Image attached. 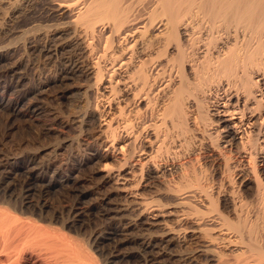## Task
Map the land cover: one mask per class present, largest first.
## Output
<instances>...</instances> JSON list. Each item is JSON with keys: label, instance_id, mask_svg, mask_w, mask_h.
<instances>
[{"label": "bare ground", "instance_id": "1", "mask_svg": "<svg viewBox=\"0 0 264 264\" xmlns=\"http://www.w3.org/2000/svg\"><path fill=\"white\" fill-rule=\"evenodd\" d=\"M29 1H0V15L24 13ZM134 1L48 0L53 24L23 33L21 62L9 71L24 66L40 97L50 87L80 85L78 112L54 119L65 129L75 126L80 135L58 144L52 157L67 151L69 160L90 166L95 189L106 192L100 203L109 207L115 196L127 204L104 210L106 215L130 220L126 231L137 228L149 234L120 240L118 246L136 244L147 259L158 246L186 247L204 234L209 240L198 258L218 264L221 256L235 255L241 248L223 232L222 221L240 236L246 230L257 232L255 223L229 220L228 208L237 204L235 192L210 194L207 187L264 188V0ZM2 25L0 37L11 32ZM7 59L9 54L1 52L0 61ZM14 83L21 86L23 79ZM2 89L8 91L6 85ZM23 102L0 95V106L7 103L14 111ZM28 108L40 111L32 104ZM198 122L207 148L214 152L209 157L192 138ZM170 126L188 137V148L198 152L197 160L209 173L189 178L183 172L191 160L179 161L176 144L173 150L168 146ZM37 158L31 160V176L40 172L46 180L51 174V185L78 182L55 160L40 166ZM192 188L200 190L219 220L201 224L180 215L194 199ZM14 191L0 188V264H116L121 257L97 254L92 235L86 240L90 249L69 239L61 231L74 222L43 216L45 203H33ZM219 241L222 251L215 245ZM249 245L256 261L264 264V242Z\"/></svg>", "mask_w": 264, "mask_h": 264}, {"label": "rangeland", "instance_id": "2", "mask_svg": "<svg viewBox=\"0 0 264 264\" xmlns=\"http://www.w3.org/2000/svg\"><path fill=\"white\" fill-rule=\"evenodd\" d=\"M0 1L13 3V0ZM47 1L48 0H30L24 13L17 12L14 15L4 13L3 15H0V22L3 23V28L6 30L10 29L12 32L6 34L5 36H1L3 39L0 37V53L9 54V59L0 61V95L1 93H6L8 100L23 99L24 101L23 104L16 109V111L12 110V108H8L6 106L7 103L0 106V188H14L15 195L18 194V196L28 197L33 203H45L48 208L44 211L45 214L43 213V216L48 215L47 217L51 218L55 215L62 217L66 221L69 220L74 222L71 229L68 228L61 232L66 233L68 238L70 237L73 241L75 240L78 244H82L84 248L88 249L90 248L86 245V240L87 238L90 239V235H92L93 239H96V244L92 249L96 251L97 254L101 252L104 258L110 254L121 256L118 258L116 264H205L202 257H199L200 259L198 258V256H200V252L204 250L205 242L209 240V238L206 239L207 237L203 238L205 237L204 234L201 235L200 240H194L186 247L158 246L159 248L156 247L147 253V259L141 257V255L145 256V254L141 251L139 252L136 244H124L118 246V242L120 240H131V237H138L137 239L141 237L140 239H142L148 237L149 234L146 231L137 228H134L131 232L126 231L127 222H130V220L120 222L119 217L117 218L115 215H106L105 211L108 210V208L113 210L117 207L121 208L122 205H125L126 207L127 204L122 201L121 197L119 198L115 196L112 197L113 199L110 201L112 205L109 207L100 203V201L105 198L106 192L97 191L95 189L98 187L97 180L93 177L90 166L80 167L78 161L75 162L69 160L68 156H66L68 155L66 154L67 151H58L57 159L54 158L55 156L52 157V155H54L53 153L57 148H59L62 142L64 143V141L70 140L71 137H78L76 134L80 135L79 132L77 133L79 130L75 129V126H70L65 129L63 126L60 127L57 124L58 122L54 121V119L59 116L60 119L63 118L64 115L66 116L70 112V110L75 113L78 112L76 105L83 100V92L80 91L81 87L80 85L78 86L75 83L69 82L71 83L70 85H68V83L67 85L61 87L62 90L66 89L65 91H62L60 88L55 89L50 87L46 93L49 96L45 94L40 97L38 94L33 92V88L35 87L32 76H30L31 72L27 74V72L24 71V66L22 69H16L14 73L9 71L14 63L19 64L21 62L22 50L19 48L21 47L20 45H22L20 41L23 33L28 31L29 35L33 34L34 31L32 30L30 32L29 30L39 24H43V26L53 24L51 20L52 17L48 16V14L50 15V12H48L50 7L48 6L49 4ZM127 1L129 3L135 2L134 0ZM4 16L7 22H3ZM33 67L36 66L33 65ZM18 77L23 79V83L21 86L16 87L14 82L17 81ZM24 78L31 79L24 80ZM5 85L8 87V91H5L4 93L2 88ZM72 86L76 87L74 88ZM57 91H60L58 92L59 96L57 95ZM66 91H70V93L66 96V98H64L61 93ZM53 92H55V94ZM27 104L34 105L36 110L40 111L33 113V110L29 109ZM203 129L204 127L201 125V122H198L194 126L192 138H195V146H197L199 150L205 148L202 149L201 152L204 150L203 153L207 152L204 154L209 157L214 152L207 148L209 143L208 139H206L207 137L202 135L205 131ZM169 130L170 134L167 139L168 146H170V148H174V144H176L178 148H175L174 150L179 151L176 157L178 159L180 157L179 161L181 162L188 161L189 159L191 160L190 164L188 163L185 167L187 170L184 169L183 172L189 178L194 177L196 175L195 173L201 174L202 171H204L203 175L209 173H206L202 168L203 161L197 160L198 152L193 153L192 150L188 148L186 142L188 137L181 135L177 129L175 130L171 126L169 127ZM35 157L37 158L36 163L40 166H48L55 164L56 162L57 166L62 169L65 175L72 174L73 178L78 182L75 185L74 183H65L63 180L57 179V182H63L51 185L50 181L52 180L49 179L51 174H49L50 176L47 177L46 180H42L43 173L40 172L37 174L38 176H31L29 168L32 167L31 160ZM39 174L41 176H39ZM206 182L205 184L209 181L207 183ZM209 186L211 187L213 185L209 183ZM210 187H207L210 194H234L235 192L234 195L236 197L237 204H235L234 207L228 208L227 216L229 220L235 223L245 221L248 225L253 223L257 224V232H249L246 230L245 232L243 231L240 236L234 229L230 228L220 220L223 232H227V234L229 233L228 235L231 239L234 240L241 248L235 255H224V258L221 256V259H219V261H221L218 264H257L259 262L256 261L257 257L251 252L247 245L249 243L250 245H254L255 242H264V233H262L263 230L261 229L263 226L262 224L264 223V195L262 196L264 188L259 187L258 191L257 188L246 190L244 188L238 189L233 187ZM192 189L195 193H193L194 199L189 205L184 204L185 207L183 206V211L181 210V212L184 213H180V215L183 216L185 214L186 217H190L191 220L195 222H201V224H205V222L207 223V221L214 218L217 219L218 215L212 211L210 203L208 204V202H204V197L200 190L195 188V191L194 188ZM187 191L190 190L187 189L185 192ZM82 192L86 194L88 193L89 196L87 198H81L80 194ZM153 194L150 196H154L156 198L157 193ZM150 196L148 197L151 198ZM154 200L157 201V199ZM152 205H157V202L156 204L153 202ZM60 226L61 225L58 224V227ZM258 228L260 230H258ZM215 245L220 247V251L223 250L221 245L224 244L220 241ZM43 246L45 245H42V247ZM43 248H46V246ZM193 259L195 260L192 261Z\"/></svg>", "mask_w": 264, "mask_h": 264}]
</instances>
